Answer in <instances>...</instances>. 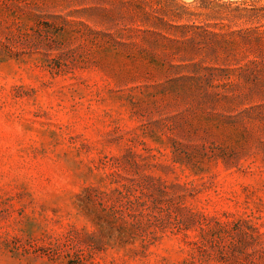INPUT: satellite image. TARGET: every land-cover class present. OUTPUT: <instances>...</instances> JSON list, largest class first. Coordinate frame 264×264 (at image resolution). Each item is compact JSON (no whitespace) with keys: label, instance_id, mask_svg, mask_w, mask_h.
Instances as JSON below:
<instances>
[{"label":"rangeland","instance_id":"obj_1","mask_svg":"<svg viewBox=\"0 0 264 264\" xmlns=\"http://www.w3.org/2000/svg\"><path fill=\"white\" fill-rule=\"evenodd\" d=\"M248 1L0 0V264H264V39L175 27Z\"/></svg>","mask_w":264,"mask_h":264},{"label":"trees","instance_id":"obj_2","mask_svg":"<svg viewBox=\"0 0 264 264\" xmlns=\"http://www.w3.org/2000/svg\"><path fill=\"white\" fill-rule=\"evenodd\" d=\"M260 1L261 0H249L248 2L254 5ZM261 8L264 9V5ZM178 17L181 18L182 15L179 14ZM250 17L252 20H255L257 24L239 30H233L230 27V24L225 23L223 18L220 22L214 24L184 23L175 27L180 30V41H182V44H186L184 50L189 57L195 56L198 51H209L208 49L213 53L218 54L219 48L208 44H202L201 40H214L217 42L218 46L223 47L222 49L231 51L238 46V40L240 39L243 42L264 39V14H261L260 11L254 9V13L250 15ZM156 18L161 21V24L165 23L164 16H156ZM224 18L229 21L231 17L225 16ZM228 56H230V54ZM254 62L258 63L257 60H254ZM260 62H264L263 59H260Z\"/></svg>","mask_w":264,"mask_h":264}]
</instances>
